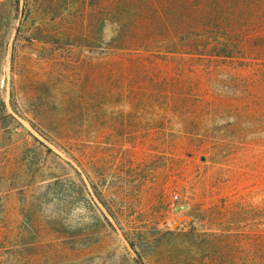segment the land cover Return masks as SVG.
<instances>
[{
	"label": "rangeland",
	"instance_id": "rangeland-1",
	"mask_svg": "<svg viewBox=\"0 0 264 264\" xmlns=\"http://www.w3.org/2000/svg\"><path fill=\"white\" fill-rule=\"evenodd\" d=\"M97 5L0 0V224L41 226L34 264H257L264 77L114 73Z\"/></svg>",
	"mask_w": 264,
	"mask_h": 264
},
{
	"label": "trees",
	"instance_id": "trees-1",
	"mask_svg": "<svg viewBox=\"0 0 264 264\" xmlns=\"http://www.w3.org/2000/svg\"><path fill=\"white\" fill-rule=\"evenodd\" d=\"M96 11L102 39L107 29L112 33L104 56H114V73L128 70L129 63L157 67L159 63L192 62L205 72L243 78L244 86L235 90L238 97L255 96L253 79L264 77V0H98ZM94 189L114 218L103 191ZM40 232L41 226L32 221L28 228L19 222L0 224V243L8 245L0 264H34L32 250L39 249ZM124 236L136 252L135 242ZM82 238L83 234L66 237L68 243L87 248ZM257 240V264H264V230Z\"/></svg>",
	"mask_w": 264,
	"mask_h": 264
},
{
	"label": "built area",
	"instance_id": "built-area-1",
	"mask_svg": "<svg viewBox=\"0 0 264 264\" xmlns=\"http://www.w3.org/2000/svg\"><path fill=\"white\" fill-rule=\"evenodd\" d=\"M176 199H177V197H176ZM181 208H183V206Z\"/></svg>",
	"mask_w": 264,
	"mask_h": 264
}]
</instances>
